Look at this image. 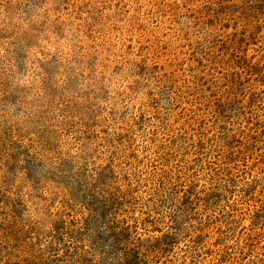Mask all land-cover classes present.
Here are the masks:
<instances>
[{
	"label": "trees",
	"instance_id": "16d2710c",
	"mask_svg": "<svg viewBox=\"0 0 264 264\" xmlns=\"http://www.w3.org/2000/svg\"><path fill=\"white\" fill-rule=\"evenodd\" d=\"M67 1L0 0V264H169L164 253L185 230L188 247H201L207 224L189 225L193 211H207L235 186L257 201L256 223L237 246L217 244L215 252L221 264H238L264 217L255 192L264 190V176L247 179V170L238 169L247 157L264 155V63L241 53L226 33L232 52L218 60L229 68L218 75L191 68L182 89L173 60L158 65L149 52L98 71L71 24L49 17ZM223 12L216 1L195 17L209 37L200 61L220 55L210 40H222ZM235 12L232 18L248 29L257 24L251 25L254 15ZM51 38L65 46L61 56L41 45ZM123 69L130 85L146 89L130 118L113 100L105 114L99 106L103 72ZM204 84L211 98L199 93ZM177 102L189 106L178 114ZM153 115L156 120L145 119ZM139 120L148 126L146 161L131 149ZM175 155L221 160L202 169L204 182L195 191L191 159Z\"/></svg>",
	"mask_w": 264,
	"mask_h": 264
},
{
	"label": "rangeland",
	"instance_id": "374dc122",
	"mask_svg": "<svg viewBox=\"0 0 264 264\" xmlns=\"http://www.w3.org/2000/svg\"><path fill=\"white\" fill-rule=\"evenodd\" d=\"M216 1H221L222 9L226 10L222 13V19L225 21V27L222 28L223 35L218 36L222 40H217L215 37L210 40V45L214 43L211 48L220 55L216 60L207 56L200 61L204 42L209 37L202 25H196L195 17L200 11H203L205 6L215 5ZM48 7H51L48 3L41 5L37 12L45 15V10ZM53 8H58L59 12H50V19H55L60 15L59 17L62 16L67 23L71 24L72 27L69 30L74 33L77 43L83 45L95 58L98 71L104 68L102 64L110 69L116 64L119 65L118 63L127 57L135 61L138 57H144L146 52H149V55L158 61V65L163 61L168 63L173 60L174 71L182 77L178 82L182 89L183 79L191 73V68L205 67V70L211 69L215 75L219 74L217 72L219 69L229 68L218 60L219 56L228 59L232 52V48L228 47V43L225 42L226 33L230 37H236L241 53L258 64L264 63V0H68L61 7L54 5ZM235 11L254 15L253 19L257 20H251V25L257 24L254 28L248 29L243 26L240 20L232 18L238 15ZM53 41L55 42V39L51 38L50 41L41 42V45H46L50 51L54 52V55L61 56L62 51L66 49L65 46L62 42H55L56 47H54L51 45ZM205 45L209 44L205 43ZM167 70L169 67L166 66ZM109 72H103L107 79L102 92H100V110L105 114L113 100V103L118 105L121 114L127 111L128 118L137 115L141 107L139 92L142 89L146 90L143 88L144 84L138 89L136 86L130 85V78L125 69L116 74L113 73L114 71ZM208 85L211 86L213 83L209 81ZM208 85L204 84L199 93L206 96L210 94L211 98ZM257 85L261 87L259 82ZM127 86H130V89L127 90ZM177 103H179L178 114L181 113L182 108L189 106L185 102ZM173 106L176 107L175 104ZM151 113L155 114L152 110ZM158 113L165 117L166 111L159 107ZM145 117L146 120H156L154 115ZM240 117V121H242L243 117ZM228 119L232 118L228 117ZM138 122L131 149L134 154H137L134 155L137 159L146 161L152 156L150 155L149 141L144 136L148 126L145 125L146 123H142V120ZM187 129L190 131L189 127ZM260 145L264 150V145ZM219 156L175 155L178 161L191 159L190 166L193 167L191 171L194 174L195 191L204 182L205 172L202 169H206L205 167L215 160H221ZM198 157L201 159H197ZM246 159L247 161L239 162L238 169L240 171L241 169L247 170L245 174L247 179L256 175L259 178L264 176V155H251V158L247 157ZM230 189L232 191L224 194V197L216 201V204L209 205L210 209L207 211L199 207L191 214L192 220L189 225L207 224V228L202 233L201 247L195 244L188 247V237L191 231L185 230L180 234L171 250L164 253L171 260L167 263L221 264L217 259L215 245L220 244L231 250L230 248L237 246V239L250 231V228L256 223L252 216L253 204L257 201H252L247 194H239V191L236 190L238 186ZM262 189L258 186L255 192L261 193L259 198L264 201V190L261 192ZM211 253L214 255L210 256ZM232 254L235 255V252ZM238 264H264V217L261 218L260 228L257 229L254 239L242 253V259H239Z\"/></svg>",
	"mask_w": 264,
	"mask_h": 264
}]
</instances>
